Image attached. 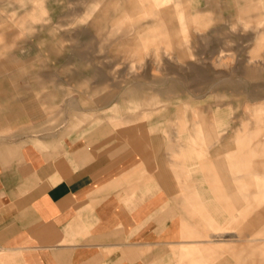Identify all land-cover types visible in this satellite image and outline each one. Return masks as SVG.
Wrapping results in <instances>:
<instances>
[{
    "label": "crops",
    "instance_id": "1",
    "mask_svg": "<svg viewBox=\"0 0 264 264\" xmlns=\"http://www.w3.org/2000/svg\"><path fill=\"white\" fill-rule=\"evenodd\" d=\"M166 1L91 3L107 19L111 9L119 13V21L132 14L153 18L143 28H138L140 20L133 23L135 38L142 46L152 38L153 46L172 49L182 42L175 38L176 2L161 8ZM188 16H178L184 33ZM29 80L22 57H0V264H174L177 258V264H207L202 261L225 252L230 258L220 264H264V230L252 239L232 235L227 240L224 234L235 232L221 226L216 235L220 245L205 235L197 244L206 245L180 247L179 254L175 250L196 225L192 212L203 215L201 209L215 208L214 201L201 205L193 198L202 189L221 196L230 212L231 198L245 202L242 211L227 220L229 225L244 220L240 234L264 220V198L257 195H264V186L240 181L237 168L240 163L245 170H262L253 175L264 179V159L259 156L264 144L240 147L232 154L229 147L239 136L235 130L232 143L223 141L224 152L212 157L211 128L202 113L198 125L191 123L193 134L169 142L160 129L145 125L143 114L129 115L120 105L113 110L109 93L100 99L79 95L63 101L54 97L57 92L45 91L33 101ZM202 145L203 175L185 182L182 176L193 172L188 156ZM222 170L234 186L227 197L216 180Z\"/></svg>",
    "mask_w": 264,
    "mask_h": 264
},
{
    "label": "rangeland",
    "instance_id": "2",
    "mask_svg": "<svg viewBox=\"0 0 264 264\" xmlns=\"http://www.w3.org/2000/svg\"><path fill=\"white\" fill-rule=\"evenodd\" d=\"M117 1L124 5L129 0ZM173 2L175 38L182 45L168 49L163 44H150L152 38L143 46V41L135 38L133 23L140 20L138 28H143L153 18L142 20L132 14L119 21V13L111 9L107 19L91 0H0V57H22L27 63L33 101L45 91L57 92L54 97L63 101L79 95L100 99L109 93L113 110L121 106L129 115L143 114L145 125L160 129L169 142L182 134H193L191 123L198 125L202 113L211 128L212 157L224 152L223 141L232 143L235 130L239 136L229 147L232 154L240 147L264 144V96H259L264 94V0H213L211 9H207L210 0H170L161 8ZM38 3L43 10L36 9ZM142 12L138 10L140 15ZM181 15H189L187 33L178 26ZM183 49L186 52L181 56ZM39 87L42 90L38 91ZM202 150L203 145L188 156L193 172L182 176L183 181L202 177ZM259 156L264 159V154ZM237 168L240 181L264 186V179L253 175L262 170H245L240 163ZM216 180L225 197L234 192L227 172L222 170ZM193 198L201 205L212 201L216 205L201 209L203 215L192 212L197 222L189 230L192 233L181 239V246L175 247L178 254L180 247L206 245L197 244L207 239L205 235L213 236L211 240L220 245L221 237L216 235L221 226L235 232L224 234L227 240L232 235L252 239L264 230V220L242 234V218L227 224L231 214L243 209L245 202L238 197L229 201L231 212L221 196L216 197L217 202L210 188L194 193ZM229 256L225 252L202 262L220 264Z\"/></svg>",
    "mask_w": 264,
    "mask_h": 264
}]
</instances>
